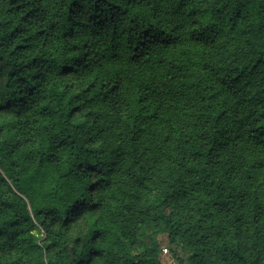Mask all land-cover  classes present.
<instances>
[{
    "label": "trees",
    "instance_id": "16d2710c",
    "mask_svg": "<svg viewBox=\"0 0 264 264\" xmlns=\"http://www.w3.org/2000/svg\"><path fill=\"white\" fill-rule=\"evenodd\" d=\"M264 264V0H0V264Z\"/></svg>",
    "mask_w": 264,
    "mask_h": 264
},
{
    "label": "rangeland",
    "instance_id": "374dc122",
    "mask_svg": "<svg viewBox=\"0 0 264 264\" xmlns=\"http://www.w3.org/2000/svg\"><path fill=\"white\" fill-rule=\"evenodd\" d=\"M159 257L161 264H176L175 260L173 259V255L170 252V246L168 247L166 243L163 244V248Z\"/></svg>",
    "mask_w": 264,
    "mask_h": 264
}]
</instances>
